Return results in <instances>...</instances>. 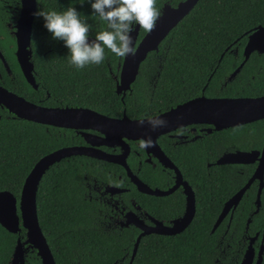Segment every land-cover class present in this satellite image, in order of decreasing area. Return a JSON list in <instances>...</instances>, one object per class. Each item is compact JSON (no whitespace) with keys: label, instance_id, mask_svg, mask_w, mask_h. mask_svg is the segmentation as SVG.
<instances>
[{"label":"trees","instance_id":"1","mask_svg":"<svg viewBox=\"0 0 264 264\" xmlns=\"http://www.w3.org/2000/svg\"><path fill=\"white\" fill-rule=\"evenodd\" d=\"M181 1L184 0H156V7L159 10L165 4L175 7ZM69 6L88 18L86 22L92 25L90 38L95 39L96 32L107 28L105 22L92 16L93 10L87 0L83 4L80 0H36L35 13L42 9L64 11ZM19 8V0H0V52L13 76L11 82L0 66V85L34 104L85 108L112 118H119L123 112L129 118H143L167 104L191 98L195 94L185 93L196 86L199 88L204 82L202 76H223L232 70V58L225 51L227 47L240 48L258 26L264 27V0H198L163 39L158 51L149 53L140 64L132 93L121 100L114 93L110 78L117 73L121 57L106 50L101 65L77 70L69 65V50L64 42L53 40L44 27L43 18L35 15L30 34L31 62L33 76L41 79V86L34 91L22 77L13 55V40L4 27L5 23L17 19ZM145 33L139 29L137 42ZM251 61L237 76L254 74L248 68ZM147 76H160V79L168 76L173 81L169 82L171 89L178 82V76L183 82L175 89V95H160L158 90L165 86L158 82L148 101ZM258 76H264V72ZM261 94H264V84ZM256 95V85L250 84L243 96ZM256 133V123L214 132L208 140L213 143L210 162L223 152L232 151V147L246 149L247 141L253 140L254 145ZM79 144L81 138L69 130L57 133L44 125L17 119L0 108V191L18 198L25 178L39 159ZM175 164L194 190V216L177 234L141 237L130 264H240L249 238L258 232L261 240L264 230L263 201L262 208L254 213L256 182L244 192L230 222L224 219L213 232L211 230L223 204L253 174V166L212 165L206 168L205 162L199 159L180 160ZM110 168V164L76 156L59 161L42 176L35 198L36 214L55 264L129 263L137 231L105 230L99 225L97 207L84 198L85 185L90 184L92 178L106 180V170ZM139 195L134 197L141 201ZM174 202L171 204L177 205ZM178 206L176 214L182 211ZM15 240V234L0 226V264H8ZM259 245L260 241L258 245L254 242V251H258ZM24 264H41V261L35 253H28Z\"/></svg>","mask_w":264,"mask_h":264},{"label":"water","instance_id":"2","mask_svg":"<svg viewBox=\"0 0 264 264\" xmlns=\"http://www.w3.org/2000/svg\"><path fill=\"white\" fill-rule=\"evenodd\" d=\"M197 2L198 0H184L179 2L175 7H171L167 4L163 5L161 8L162 15L156 23L155 30L151 33L146 32L138 43L137 37L139 26H135V30L131 33V35L133 36L134 46L136 47V54L134 56L129 55L122 58V62L118 66L119 81L116 85V94H123L124 92L130 90L131 85L138 75L140 64L145 60L147 54L157 51L159 43L192 10ZM19 4L20 8L18 19L13 33V37L15 39L14 56L26 83L35 89L36 85L32 75L33 64L31 62L30 34L36 9V0H19ZM93 39L94 38L89 37V41ZM263 43L264 27L258 26L248 36V41L244 50L245 60L253 50H257L258 48L260 49V47L262 49ZM0 62L3 64L6 73H9V68L7 67L1 52ZM237 71L238 69L232 73L231 76H234ZM0 108L6 110L17 119L46 126L72 130L93 129L99 132L107 130L111 132L112 135L113 131H120L122 136H119V138L127 137L132 140H140L142 137L151 135L153 144L156 146V137L185 123H207L212 125L215 131H218L262 119L264 118V96L259 98L212 100L200 97L183 105L177 106L168 112L160 114L168 120L169 124L167 127L161 128L155 132H151L147 124L141 126L139 123L141 119L131 121L128 120L126 116H123L119 120L111 119L85 108L41 107L26 101L12 92H9L2 86H0ZM81 136L87 143H89V148H62L42 157L37 161L24 180L18 198V203L12 194L6 191H0V226L7 232L16 234L19 231L20 224L21 228L25 231V240L21 242L19 238L17 239L8 264H24V255L28 249L36 250V255L39 257L41 264H55L39 227L35 202L38 184L44 173L51 166L63 159L76 156H84L108 163L120 164V162H117L114 157L93 150V146L99 145L97 142V139L99 138L85 133H82ZM99 140L102 141V139ZM256 158L257 152H235L222 156L216 161V165L253 164L257 161ZM263 169L264 160H261L246 184L224 203L211 232L216 229L231 209H235L249 186L258 180V195L256 194V200L254 202V213H257V206L259 205V191L262 186ZM131 181L133 182L136 190L144 194L163 196L169 194L178 186H182L184 188V192L188 195L183 215L180 218L173 220L170 226L167 227L161 223H154L153 227L147 228L135 222V227L139 228L141 233L135 240L128 264L131 263L138 241L141 237L149 234H177L188 226L195 213V204L192 192L188 185L181 180V177L178 174L175 178L173 187L165 192L150 189L136 177L131 178ZM248 223L249 220H247V224ZM256 238L257 236L255 235V237L249 239L240 264L261 263L262 255L264 253V230L262 232L259 249L255 253L252 245Z\"/></svg>","mask_w":264,"mask_h":264},{"label":"flooded vegetation","instance_id":"3","mask_svg":"<svg viewBox=\"0 0 264 264\" xmlns=\"http://www.w3.org/2000/svg\"><path fill=\"white\" fill-rule=\"evenodd\" d=\"M17 19L5 23L4 25L7 34L13 40V47H14L13 55L15 51V39L13 37V33L15 31L14 27L17 22ZM248 36L246 38V41L240 48L234 46L231 48L227 47L225 49V51H227L231 56L233 62L232 70L228 74L223 76H202V78H204L203 84L199 88L196 86L194 87V89H192V91L189 90L185 93L186 95L189 96L195 94L191 98L181 102H176L174 105L167 104V106L165 107L159 108L157 110L148 113L147 116L153 113L160 115L162 113L168 112L176 108L177 106L183 105L189 101L198 99L200 97H203L204 99L207 100L263 97L264 94L261 93H262V86L264 84V76H258V74H260L262 71L264 72V43L262 49L260 47V49L258 48L257 50H253L245 60L244 50L248 41ZM0 39H2V37H0ZM9 47L12 48V45H10ZM157 51H153V52L155 53ZM250 59L252 61L250 63V66L248 65L249 66L248 68H250V71H254V74L250 76H237ZM119 65L120 64H118V66ZM0 66L5 70L1 62H0ZM118 66H117V73L115 75L110 76L114 84L115 94H116V85L119 81ZM237 69H238L237 73L234 76H231V74L234 73ZM6 74L7 76L5 77L12 82L13 76H11V72ZM33 79L36 88L33 89L31 86L30 87L34 91H38V87L41 86L40 85L41 79L38 76H33ZM178 79H179L178 82L174 83V88L171 89L170 88L171 85H169V82H173V81L168 76H162L161 79L160 76H147L145 85L147 87L146 97L149 98L148 101L150 100L151 95H153L156 84L158 82H160L161 86H165L163 87V89L158 90L160 95H166V94L175 95L176 94L175 91L177 90L179 85L182 84L183 82L181 80V76H178ZM0 81H2V76H0ZM250 84L256 85L257 95L254 97L243 96L245 93V89L247 87H250ZM132 85L129 91H126L123 94H119V95L116 94V95L120 96L122 100V98L125 95H130L132 93L133 91ZM227 95H233V96L229 97ZM45 97L47 98L49 97V95L46 93ZM37 102L38 103L41 102V99L37 100ZM161 102L163 103L164 101ZM41 107L64 108L68 106H63V107L41 106ZM68 108H76V107H68ZM123 116H126L124 112L119 118H112L108 116L106 117L119 120ZM147 116L137 119L129 118L127 116L126 117L128 120L136 121L140 119H145ZM253 123L257 124V133L254 138L255 141L254 145L252 143L253 140H251L250 142L247 141V143H245L247 144L246 149H240L239 146H235L234 148L232 147L233 149L232 151L223 152L214 160V162H210V160H212L213 157V151H212L213 143L208 142V140L211 139V136L214 132H220L229 128L215 131L213 126L207 123H192V124L185 123L179 125L178 127H176L171 131L165 132L163 134H160L158 137H156L155 139L156 146L147 148L146 150H142L138 145V141H139L138 139L132 140V139H128L127 137L119 138V136H122L120 134V131L117 132L113 131V135H112L111 132L107 130H104L103 132H99L93 129L72 130V129L53 127V126H46V125L44 126L46 128L52 129L53 131L56 130L57 133H61V130H65V131L69 130L73 132L74 135H77L79 138H81V144L76 145L74 147L89 148L90 145L83 139V137L81 136L82 133L89 134L99 139H102V141L97 139L99 145L93 146L92 147L93 150L114 157L117 162H120V164L108 163L105 161L85 157L106 164H110L112 168L106 170V173L108 175L106 180L92 178L91 183L85 185L86 190L84 193V198L94 203V205L97 207L96 213L97 216L100 218V220L98 219L99 225H102L105 230H112V231L115 230L122 231L125 229L136 230L137 231L136 237H137L141 233V230L135 227L134 225L135 222L147 228L153 227L154 223H161L162 225L168 227L171 225V222L173 220L180 218L184 213V209L186 206V198L188 194L184 192V188L182 186H178L169 194L163 196H153L149 194L140 193L136 190L133 182L131 181V178L136 177L137 179H139V181H141L143 184H145L147 187H149L152 190L165 192L173 187L175 183V178L177 177L178 174L181 177V180L185 182L190 188L195 204L194 190L189 185V183L183 178L181 174L182 173L181 169L178 168L175 162L180 160L199 159L205 162L206 168H210L212 165H216V161L226 154L235 153V152H243V153L257 152V158H256L257 161L253 164H225V165H239V166L252 165L255 170L256 167H258L259 161L264 160V118L251 123H247L244 125L235 126L231 128L246 126ZM242 144L245 145L244 142ZM255 145L256 147H253ZM133 165L134 167H132ZM255 182L253 183H255V196H256V194L258 195L259 181L257 180ZM136 194L138 195L140 194L139 196L142 197L141 201H139L140 198L136 199V197H134ZM18 198H15L17 203H18ZM258 198H259V205L257 206V213L262 208V201L264 202V169H263V177H262V186L260 188ZM173 201H175L174 203H177V205H172L171 203ZM178 204L182 207V211L180 214H176V209L177 207H179ZM174 209L175 211H173ZM235 209L233 210L231 209L227 213L225 218H223V220L227 219L230 222V220L232 219V212ZM15 235H16L15 243L18 238L20 239L21 242L25 240V231L21 228L20 224H19V231ZM255 235L257 236V238L256 240H254V242L256 243L257 241V245H258L260 241V236L258 232ZM256 252L257 249L255 250V253ZM28 253L36 254V250L28 249L24 255V258L27 257ZM263 263H264V253L262 255L260 264Z\"/></svg>","mask_w":264,"mask_h":264},{"label":"clouds","instance_id":"4","mask_svg":"<svg viewBox=\"0 0 264 264\" xmlns=\"http://www.w3.org/2000/svg\"><path fill=\"white\" fill-rule=\"evenodd\" d=\"M85 0H80L83 4ZM93 10V17L105 22L107 28L95 33V39L89 41L92 25L75 7L64 11L38 10L34 13L42 17L44 27L52 34L53 40L63 41L69 50V65L77 70L90 65H101L106 58V50L117 57L134 56L136 47L131 33L138 25L139 29L151 33L162 13L156 7V0H87ZM148 125L151 132L167 127L169 122L155 113L139 121ZM142 150L153 147L151 135L138 141Z\"/></svg>","mask_w":264,"mask_h":264}]
</instances>
